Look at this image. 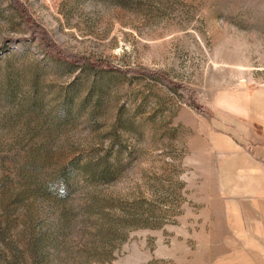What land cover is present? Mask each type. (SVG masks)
<instances>
[{"label":"rangeland","instance_id":"374dc122","mask_svg":"<svg viewBox=\"0 0 264 264\" xmlns=\"http://www.w3.org/2000/svg\"><path fill=\"white\" fill-rule=\"evenodd\" d=\"M262 85L264 0H0V264H242L208 124Z\"/></svg>","mask_w":264,"mask_h":264},{"label":"crops","instance_id":"0c3cea01","mask_svg":"<svg viewBox=\"0 0 264 264\" xmlns=\"http://www.w3.org/2000/svg\"><path fill=\"white\" fill-rule=\"evenodd\" d=\"M207 140L215 186L229 211L223 216L234 240L227 241L243 243L242 264H264V85L248 87L215 108Z\"/></svg>","mask_w":264,"mask_h":264}]
</instances>
